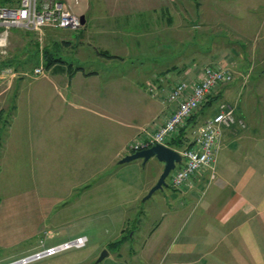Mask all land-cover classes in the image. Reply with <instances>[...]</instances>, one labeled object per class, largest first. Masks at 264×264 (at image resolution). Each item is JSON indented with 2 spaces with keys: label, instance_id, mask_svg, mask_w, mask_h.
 Segmentation results:
<instances>
[{
  "label": "crops",
  "instance_id": "crops-1",
  "mask_svg": "<svg viewBox=\"0 0 264 264\" xmlns=\"http://www.w3.org/2000/svg\"><path fill=\"white\" fill-rule=\"evenodd\" d=\"M61 1L84 20L79 58L87 51L107 61L133 55L140 60L133 71L148 79L125 83L122 71L110 83L99 70L54 64L8 87L13 95L0 150V247L10 250L8 263L85 236L77 234V222L90 229L94 216L107 220L111 210L118 224L102 245L105 264H264V124L261 132L248 127L244 106L251 96L242 99L253 75L255 86L264 81V0H195V6L190 0ZM56 29L63 28L46 27L43 36ZM62 44L72 47L67 39ZM224 57L233 61V79L210 97L230 104L244 125L222 128L214 177L203 170L179 190L168 181L147 209L138 203L154 177L148 172L137 183L118 179L119 188L137 192L101 207L109 202V178L122 168L110 167L122 166L117 161L141 129L156 130L174 110L176 103L167 100L173 84L196 82L203 66ZM54 173L68 174L62 182ZM64 203V211L74 213L55 223ZM148 212H155L156 222L147 230ZM131 213L132 225L125 222ZM134 237L137 244L128 245Z\"/></svg>",
  "mask_w": 264,
  "mask_h": 264
},
{
  "label": "rangeland",
  "instance_id": "rangeland-1",
  "mask_svg": "<svg viewBox=\"0 0 264 264\" xmlns=\"http://www.w3.org/2000/svg\"><path fill=\"white\" fill-rule=\"evenodd\" d=\"M189 3H191L192 6H195L196 1L190 0ZM82 25L83 23L81 22V27ZM63 29H56L54 33L46 32L42 40L37 39L36 34L29 30H24L20 28H12L11 30H9L6 45L2 48V51L0 50V72L4 68H8V69H12L18 75L8 82L5 81V79H0L1 119H6L7 121L9 117L8 115L10 113L8 112L10 111V109H8V105L6 106V104L8 101H11L13 94L8 92L10 90V89L8 90V87H11L16 80L22 77H33L32 69L40 64H42L45 71L46 69L44 66L45 53L46 54L49 53L51 55L56 54L57 56L59 55L62 57L65 56L63 57L65 60L70 58L72 60L71 61L72 65L74 66L81 65L87 71L99 70L100 78H102L103 81L110 80V83L112 82V79L115 77V74L122 71L125 73V76L123 77V81L125 83L144 84L145 80L148 79L147 76L148 74L146 75L143 74L144 71H140V70L133 71L132 67H134V64L140 62V60H136L133 55L130 56V58H126L123 62L116 60L107 61V58L105 57L96 58L94 57L92 52L87 51L86 57L84 59L79 58L78 55H76V48L80 40V31L78 29H69V28L66 29L63 28ZM64 39L71 41L72 47H67L64 44H62ZM228 59L224 57L219 61V64H213V62H208V64L206 65L210 64V65L226 66L233 71V66L231 65L232 64L231 62L233 61ZM142 62L144 64H148L147 60L145 61L144 59H142ZM202 69L200 73L202 72ZM23 73H25V75H22ZM136 79L138 80V82L136 81ZM251 80L253 81V85L248 87L249 90L248 89L244 90L242 95V99L245 94L250 95L251 96L250 101H248L246 106H244L242 105L241 102L242 99H241L240 106L241 108L242 106L245 107L246 113L244 112L245 115L244 114L243 115L245 116V119L248 121V125H249L248 127L255 128L256 132H261L262 125L264 124V83H263L264 81L258 83L256 87L255 84L256 82H258L257 76L253 75ZM36 81L37 80H33L32 78L31 79L25 78L24 82L35 83ZM255 88L256 90H254ZM213 100L214 98L210 97L205 104L201 105L196 110L194 114L195 115L194 119L190 121L191 123L188 124V127L186 128L184 133L185 138L188 141L192 139L193 129L201 122V120L204 117L207 118L208 115L211 116L210 114L214 112V110L217 108L218 101H213ZM4 125L5 124H3V126ZM5 127L6 125L4 126V128ZM138 160L140 159L133 160L131 162L125 163L124 165L122 164V166H117V164H113V166L110 167V171L116 170L117 167H122V168L118 170V174L117 176H115L117 178L115 177L109 178V181L111 182L107 188V191L109 192V202L108 204H103L102 206L100 205L101 207L112 208L113 206L116 205V201H118L117 199L119 200L129 199L131 196H134V194L137 192V190L134 187L127 188L125 185H121V184L120 185L122 187L125 186V188L124 189H121V187L119 188L118 183H120V180L118 179L124 180L128 183H137V181H140L149 172L150 173L149 176L150 175L151 177L153 176L156 182L159 174L162 171L163 165L154 158L148 160L144 166H142L141 161L137 162ZM66 174L68 173H54V177L55 179L62 180V182H64L65 181L64 176ZM168 179L169 176L167 177L166 182H168ZM145 195L146 194H144L141 197V202L138 203V205L139 206L141 205V207L147 209L153 203L154 199H157L160 196V190H157L152 194L153 198L150 197L146 200H143V197ZM130 205L133 206V204L126 203L125 207H129ZM33 206L35 207V205ZM100 206H98V208H100ZM67 208L68 207L66 206L65 203L58 205L56 211H58L59 214L56 215L55 223L64 222L61 219H63L64 217L65 218L68 217V215H73L74 212L72 210L64 211V209ZM147 214H145V217L143 218V223H144V227L146 226L148 230L151 229L152 226L154 225V222H156L155 220L156 214L155 212L153 214L148 212ZM131 215L132 213L128 215L130 217H128L125 220V222L130 225L133 224L132 223L133 216L131 217ZM117 217H118V213H115L111 210L109 211L107 220L105 218H102L101 213H98L96 216H94L92 227L90 229L87 226H81L79 224L81 222L83 223L84 221H78L76 227L77 234H85V237L87 238L86 244L83 247L81 248L72 247L67 250L60 251L55 255L45 256L22 264H87L90 261H92L93 264H95L96 262H98L97 264H105L106 261L101 262V261H97V259L102 253V251L105 250L102 248V245L107 240L112 238L110 234L112 233L114 234V232L117 231L116 228L117 227L116 224H118ZM21 224H22L21 220L18 219L15 221L14 227L19 229L21 227ZM128 229H132V233H133L132 235L135 234L132 226H129ZM130 236H131V232H129V237ZM40 237H46V235L43 236L42 234L40 235ZM137 241H138L137 237H134L133 239L128 240V245L131 246L135 245L137 244ZM16 248H19V246ZM8 251L10 250H8L7 247H0V264H8V261L12 260L7 257ZM104 258L109 259V257L106 256Z\"/></svg>",
  "mask_w": 264,
  "mask_h": 264
},
{
  "label": "built area",
  "instance_id": "built-area-1",
  "mask_svg": "<svg viewBox=\"0 0 264 264\" xmlns=\"http://www.w3.org/2000/svg\"><path fill=\"white\" fill-rule=\"evenodd\" d=\"M46 27L78 29L81 27V19L61 0H18L12 6L0 5V50L2 51L6 45L8 32L12 28L32 31L37 39L42 40ZM43 74L42 64L32 69L33 76ZM17 75L12 69L4 68L0 72V79L8 82ZM232 79L233 71L228 67L209 64L203 67L196 82L179 80L174 83L167 95L169 102L176 103L174 110L156 130L141 129L136 139L129 145V153L154 144L171 147L170 141L187 125L188 119L196 110L208 101L217 88L231 82ZM151 90L156 92L155 89ZM235 123L244 125L243 121L236 117L230 104L219 103L217 111L193 129L190 145L180 149L174 148L180 153L181 161L169 175V185L178 190L203 170H210L211 177H214L221 130ZM86 241L85 236L75 237L34 253L33 259L52 256L72 247L81 248Z\"/></svg>",
  "mask_w": 264,
  "mask_h": 264
},
{
  "label": "water",
  "instance_id": "water-1",
  "mask_svg": "<svg viewBox=\"0 0 264 264\" xmlns=\"http://www.w3.org/2000/svg\"><path fill=\"white\" fill-rule=\"evenodd\" d=\"M81 22L83 23V17H81ZM154 158L159 163L163 165L162 171L159 174L156 182L150 187L143 200L148 199L155 191L162 189L167 185L166 179L170 175L171 171L175 169L177 163L181 161L180 153L172 147L165 146L162 144H154L148 148L137 150L131 153L124 154L119 160L118 164H125L133 160L140 159L142 166L146 164L148 160ZM107 255V251L103 250L97 261L102 260ZM34 256L31 255L26 257L24 260L20 259L8 264H22L24 262L33 260Z\"/></svg>",
  "mask_w": 264,
  "mask_h": 264
},
{
  "label": "trees",
  "instance_id": "trees-1",
  "mask_svg": "<svg viewBox=\"0 0 264 264\" xmlns=\"http://www.w3.org/2000/svg\"><path fill=\"white\" fill-rule=\"evenodd\" d=\"M18 0H0V5H8V6H12V5H15L17 3ZM100 53L104 56H107V57H113V55H110L108 54L107 52H103V51H100ZM54 64H67L69 66V68H71L72 66V62L71 61H68V60H65L63 59L61 56H55L54 54L51 55L49 53H45L44 54V66L45 68H49L51 67L52 65ZM74 70H82L83 68L81 66H76V67H73ZM92 72H87L86 74H91ZM0 116H1V112H0ZM195 115H192L189 119H188V123L187 125H185L183 128H181L178 132V134L170 141L169 145L173 148H176V149H180V148H183L185 146H189L190 143L189 141L185 138V130L186 128L188 127V124L191 123L190 121L192 119H194ZM3 124H7V121L6 119H1L0 117V150H1V141H2V131H3ZM2 128V130H1ZM122 241V239L118 240V241H115L114 243H120Z\"/></svg>",
  "mask_w": 264,
  "mask_h": 264
}]
</instances>
